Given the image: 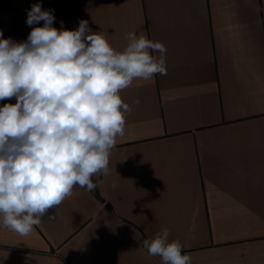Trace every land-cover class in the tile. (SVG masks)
Instances as JSON below:
<instances>
[{"label":"crops","instance_id":"0c3cea01","mask_svg":"<svg viewBox=\"0 0 264 264\" xmlns=\"http://www.w3.org/2000/svg\"><path fill=\"white\" fill-rule=\"evenodd\" d=\"M37 3L116 51L128 33L163 43L167 75L120 92L131 112L95 190L27 236L0 224V264H163L143 241L165 228L192 264H264V0H0L2 38L42 27Z\"/></svg>","mask_w":264,"mask_h":264},{"label":"clouds","instance_id":"9594fccd","mask_svg":"<svg viewBox=\"0 0 264 264\" xmlns=\"http://www.w3.org/2000/svg\"><path fill=\"white\" fill-rule=\"evenodd\" d=\"M54 20L53 10L37 3L26 22L43 26L33 27L26 41L2 38L0 31V100L16 99L0 107V224L21 236L31 234L74 187L88 193L98 187L92 177L107 174L131 112L120 92L134 80L167 75L161 42L128 33L127 46L116 51L87 20L75 30L63 21L57 29ZM143 247L163 264H192L166 228Z\"/></svg>","mask_w":264,"mask_h":264},{"label":"trees","instance_id":"16d2710c","mask_svg":"<svg viewBox=\"0 0 264 264\" xmlns=\"http://www.w3.org/2000/svg\"><path fill=\"white\" fill-rule=\"evenodd\" d=\"M146 239V238H145Z\"/></svg>","mask_w":264,"mask_h":264}]
</instances>
